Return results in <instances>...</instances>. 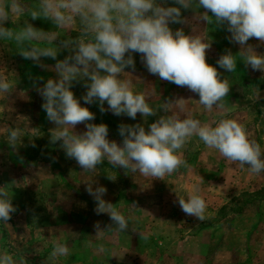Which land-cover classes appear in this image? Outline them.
<instances>
[{
	"label": "rangeland",
	"instance_id": "obj_1",
	"mask_svg": "<svg viewBox=\"0 0 264 264\" xmlns=\"http://www.w3.org/2000/svg\"><path fill=\"white\" fill-rule=\"evenodd\" d=\"M168 6H173V0H168ZM182 15L188 22L170 27L174 31L183 28L186 34L194 26L196 34L206 32L207 42L211 43L206 60L217 67L221 79H229L230 91L224 100L228 111L223 117L215 108L208 112L199 104V96L186 87L150 74L139 54L133 56L135 66L140 67L125 71L133 79V90L144 93L153 107L178 98L189 100L188 112L202 123L236 119L264 153V72L245 66L238 55L240 46L230 42L226 27L197 21L191 9H182ZM24 19L21 18L20 26ZM27 19L38 29L55 30L51 21ZM5 27L17 25L8 21ZM61 34H65L63 30ZM68 35L75 37L78 33ZM38 44L48 46L44 42ZM248 44L264 54V44L257 39L251 38ZM228 50L237 56L235 73L224 71L216 63ZM67 55V50L61 51L57 59ZM42 59L49 66L56 63ZM0 71H5L13 84L8 99H0V187L8 186L14 206L24 209L8 225L0 222V251L8 249L14 259H23L24 264H45L53 242L60 240L68 245L70 254L60 257L57 264H264V172L251 174L247 165L240 167L226 160L217 150L192 137L180 150L190 169L181 167L166 175L164 179L170 176L178 179L173 184L165 180L162 192L150 190L153 181L163 183L164 179L126 173L106 160L97 166L95 173H84L74 159L66 157L60 147L62 142L50 143V129L55 125L47 119L41 107L43 100L32 87V78L40 77L46 82L57 78V74L51 67L42 70L31 60L23 59L12 41L0 42ZM82 84H75L72 91L81 98V105L95 114L92 123L107 124L109 140L122 142L118 133L121 124L140 123L147 128L163 114L148 117L145 123L139 113L133 120L126 115L116 116L110 110L101 112L98 102L84 104L86 89ZM21 116L25 117L20 124L25 136L17 152L9 148L3 129L15 127ZM75 131L83 133L85 125L78 124ZM87 182H92L93 187L107 188L104 199L116 205L126 218L131 217L128 231L116 232L108 214L95 213L93 197L86 191ZM196 187L207 202L204 222L186 215L176 202L177 193L187 198ZM96 222L106 231L101 238L95 237ZM35 249H40V253Z\"/></svg>",
	"mask_w": 264,
	"mask_h": 264
},
{
	"label": "clouds",
	"instance_id": "obj_2",
	"mask_svg": "<svg viewBox=\"0 0 264 264\" xmlns=\"http://www.w3.org/2000/svg\"><path fill=\"white\" fill-rule=\"evenodd\" d=\"M182 9L193 10L197 21L226 27L230 42L240 46L238 55L245 66L264 72V54L248 44L251 38L264 44V0H173V6H168V0H0V42H14L23 59L31 60L42 70L51 67L57 74V78L46 82L40 77L32 78V87L43 100L41 107L47 119L55 125L50 129V143L62 142L60 147L66 157L74 159L84 173H95L106 160L126 173L163 180L181 167L190 169L180 150L192 137L217 150L226 160L240 167L247 165L251 174L264 172L260 144L249 138L236 119L202 123L188 112L189 100L178 98L153 107L144 93L133 90V79L128 78L131 75L125 69L135 70L133 54H139L150 74L186 87L199 96V104L208 112L215 108L223 117L228 111L224 100L230 91L229 79H221L217 67L206 60L211 43L206 42L202 33L189 35L183 28L174 31L170 27L188 22ZM28 17L51 21L55 30L38 29ZM21 18H25L22 26ZM8 21L17 27H5ZM73 31L78 35H68ZM38 42L48 46L40 47ZM64 50L68 55L57 59ZM236 57L228 50L216 63L224 71L235 73ZM42 58L56 63L49 66ZM81 82L86 89L84 104L98 102L101 112L110 110L116 116L126 115L133 120L139 113L145 123L148 117L163 114L147 128L140 123L121 124L118 133L122 142L109 140L107 124L92 123L95 114L82 106L81 98L72 91ZM12 93L8 74L0 71V99H8ZM24 118L18 117L15 127L3 129V137L13 151L18 152L22 145L25 135L20 124ZM81 123L86 131L77 133L76 126ZM86 191L93 197L97 215L108 214L116 232L129 230L131 217L126 218L116 205L104 199L106 187H93L92 182H87ZM176 202L186 215L201 222L206 220L207 202L199 187L189 192L187 198L177 193ZM16 211L12 191L8 186L0 187V222L8 225ZM93 227L97 238L106 232L100 222ZM108 228L113 229L111 225ZM35 251L40 253V249ZM69 254L68 245L56 240L45 264H57L60 257ZM0 264H24V260L14 259L4 249L0 251Z\"/></svg>",
	"mask_w": 264,
	"mask_h": 264
},
{
	"label": "crops",
	"instance_id": "obj_3",
	"mask_svg": "<svg viewBox=\"0 0 264 264\" xmlns=\"http://www.w3.org/2000/svg\"><path fill=\"white\" fill-rule=\"evenodd\" d=\"M193 28H195L196 29V32H197V27H193ZM200 30H201V28H199ZM200 30H198V31H200ZM196 32L195 33H193V29H190V31H188V34H196ZM201 33H203V35H204V33H206L205 31L203 32H201ZM204 37L205 38H207L206 37V35H204ZM208 40H206V42H207ZM42 44H43V42H42ZM45 44V43H44ZM140 67V65L138 66V65H136L135 66V69L137 70V68H139ZM140 69H144V67H142V68H140ZM128 70V68H126L125 69V71H127ZM178 179V176H170V177H166L164 180H163V183H159V180H156V181H153L154 183V186H152V189L150 190V192H153V193H157V192H162L163 190H162V184H164V181L165 180H168V182H172V184H173V180H177ZM12 202H13V199H12ZM24 211V209H17V211L15 212V213H13L12 214V218L8 221V222H12V221H14V218H15V214L16 215H19V214H21V212H23ZM63 240H65V239H63Z\"/></svg>",
	"mask_w": 264,
	"mask_h": 264
}]
</instances>
